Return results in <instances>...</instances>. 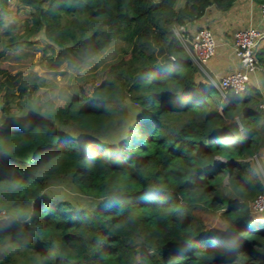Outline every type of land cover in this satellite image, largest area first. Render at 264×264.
Here are the masks:
<instances>
[{"label":"trees","instance_id":"1","mask_svg":"<svg viewBox=\"0 0 264 264\" xmlns=\"http://www.w3.org/2000/svg\"><path fill=\"white\" fill-rule=\"evenodd\" d=\"M10 1L0 0V264H264V218L251 209L264 192L251 166L264 150L260 93L249 83L225 99L200 81L173 30L238 0H19L23 28L6 26ZM41 35L52 70L116 41L132 48L69 105L39 101L40 117L15 121L13 105L50 85L33 65L12 74L1 61ZM129 102L139 113L124 138L96 139L127 124ZM71 126L86 136L67 134ZM60 177L97 207L50 199L47 182ZM198 209L220 212L227 231L206 233Z\"/></svg>","mask_w":264,"mask_h":264},{"label":"rangeland","instance_id":"2","mask_svg":"<svg viewBox=\"0 0 264 264\" xmlns=\"http://www.w3.org/2000/svg\"><path fill=\"white\" fill-rule=\"evenodd\" d=\"M9 4L8 13L4 16L7 23L6 26L13 24L23 28L29 15L28 9L24 8L19 0H11ZM36 40L40 42V44L35 46L37 48L25 49L22 53L8 51L6 57L1 61V66L12 74H16L19 71L28 72L31 69L30 66L33 65L34 71L46 78L50 85L49 88L41 89L33 94L31 101L22 102L23 109L19 105H13L15 107L13 110L15 121L23 122L31 117H40L43 112L38 108L39 101L52 100L59 106L69 105L72 99L80 96L82 85L90 81L100 83L104 72L109 66L127 55L132 48L128 42L116 41L87 63L81 65L66 63L58 69L52 70L49 69L47 60L42 59L41 47L45 44V37L41 35ZM128 109L127 124L124 127L114 132L97 136L96 139L105 141L113 146L117 145L124 138L129 126L136 121L139 113V108L130 102L128 103ZM65 131L67 134L77 138L81 137L83 139V136H86L82 130L75 126L67 127ZM251 163L254 173L260 179H263L264 183V163L261 162V159L259 162L251 161ZM224 192L228 197L237 199V196L228 187L224 188ZM45 193L50 199L58 203H69L77 210L92 212L97 207V199L86 193L70 178L60 177L48 180ZM197 214L202 220V225L206 228V233H225L227 231L226 223L220 212L212 213L204 209H198ZM261 214L254 213L259 219H263L264 216ZM259 215H261V218Z\"/></svg>","mask_w":264,"mask_h":264},{"label":"built area","instance_id":"3","mask_svg":"<svg viewBox=\"0 0 264 264\" xmlns=\"http://www.w3.org/2000/svg\"><path fill=\"white\" fill-rule=\"evenodd\" d=\"M159 2L160 0H154ZM261 19L264 22V3L260 6ZM190 24L176 25L174 33L176 38L182 43L186 52L198 68L205 70L206 64L217 53V43L214 33L207 28L197 30L192 35L189 34ZM236 54L240 59L244 72H235L222 78H211V84L226 99L229 92L240 95L247 90L250 83L251 74L262 72L264 74V64L257 58L264 33L260 29L250 26L239 30L234 35ZM260 111L264 114V101L259 105ZM255 161L259 162L256 157ZM253 213H264V192L251 204ZM5 218H0V226Z\"/></svg>","mask_w":264,"mask_h":264},{"label":"crops","instance_id":"4","mask_svg":"<svg viewBox=\"0 0 264 264\" xmlns=\"http://www.w3.org/2000/svg\"><path fill=\"white\" fill-rule=\"evenodd\" d=\"M185 1L179 0L178 7H182ZM260 6L254 0H238L231 11L222 13L210 8L202 19L190 24L191 34L202 28L210 29L214 33L217 43L215 57L207 62L205 70L199 68L202 74V76L199 75L200 81L211 83V78H222L235 72L245 71L236 54L234 35L237 31L250 26H254L264 33ZM261 45H264V39L261 41ZM250 86L260 93L261 102L264 101V74L262 72L251 74ZM258 159L264 163V150L259 153Z\"/></svg>","mask_w":264,"mask_h":264}]
</instances>
